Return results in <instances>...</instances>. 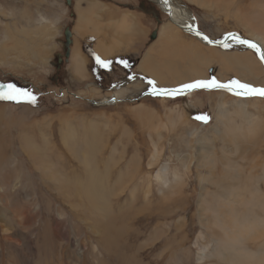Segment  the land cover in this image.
Returning a JSON list of instances; mask_svg holds the SVG:
<instances>
[{
  "label": "rangeland",
  "instance_id": "1",
  "mask_svg": "<svg viewBox=\"0 0 264 264\" xmlns=\"http://www.w3.org/2000/svg\"><path fill=\"white\" fill-rule=\"evenodd\" d=\"M90 1L100 3L101 24L128 11L149 24L143 40L130 39L128 74L101 70L102 45L81 39L79 7ZM173 2L212 40L264 38L255 16L264 0ZM78 42L88 78L71 70ZM198 42L152 0H0V83L38 98L0 102V264H264V245L253 257L220 250L222 261L215 243L220 205L227 217H264V98L150 94L148 80L176 88L212 76L264 88L253 51ZM200 113L208 124L193 118Z\"/></svg>",
  "mask_w": 264,
  "mask_h": 264
},
{
  "label": "snow or ice",
  "instance_id": "2",
  "mask_svg": "<svg viewBox=\"0 0 264 264\" xmlns=\"http://www.w3.org/2000/svg\"><path fill=\"white\" fill-rule=\"evenodd\" d=\"M169 0H163L167 5ZM189 32H194L201 40L208 44H215L219 47L228 50L233 44L242 46L246 49L252 50L261 63H264V45H259L256 42L243 38L237 33H229L224 39L215 41L208 36L201 33L197 27L189 24ZM95 62L100 68L109 69L112 61H105L99 56H95ZM124 67H128L126 61H119ZM135 79V77H131ZM147 83L151 86L150 94L152 96L165 97L175 99L185 94L197 91H224L237 98H264V88H257L248 83L241 82L238 79H231L227 82L219 81L215 76L210 79L195 80L189 83L181 84L176 88H160L156 86L154 80H148ZM37 96L28 88L17 86L15 83L7 82L0 83V102H11L17 105L27 104L35 106L37 104ZM196 121L202 124H208L211 117L207 113H200L193 117Z\"/></svg>",
  "mask_w": 264,
  "mask_h": 264
},
{
  "label": "crops",
  "instance_id": "3",
  "mask_svg": "<svg viewBox=\"0 0 264 264\" xmlns=\"http://www.w3.org/2000/svg\"><path fill=\"white\" fill-rule=\"evenodd\" d=\"M90 2L92 3H86L85 7H82L83 5H80L79 7L77 21L80 24L79 29H81L82 33L85 35H83L81 39H84L86 37V40H93L92 43L95 42V40H98L97 45L102 46L100 48H98L97 46L96 50L97 52L99 51V53L102 54L105 58L99 55L98 56L105 61H112L110 65L112 66L110 73L123 72L124 74H128L129 72H131L129 54L132 53L130 51H134L130 39L135 40L134 44L137 43L139 39H142L143 36L147 35L148 31L146 30V27L149 28V24L143 18L138 20V18L136 17L137 15L130 11L121 13L120 15H116L115 19H112L113 17L111 15V12L109 11L110 15H106L107 19L110 18V21H108L109 24H101L99 23V19L100 15L103 14V10L100 8V3L95 1ZM97 9L99 10L96 11ZM93 11H96V13L94 12L96 15V19L90 20ZM105 30H108L110 33L104 32ZM136 32L138 33L136 34ZM142 40L140 41L141 45ZM73 42L74 40H72V44ZM79 42L77 45H74L75 49H73V51L75 52V54L72 57L73 59H71V70L73 71V73L76 72V74L80 76V78H88L84 58L80 56L81 54L79 50ZM119 49L123 50L118 51ZM118 54H122L120 55L121 58L118 56ZM114 56L116 57L117 61L108 59L110 57L113 58ZM119 61H126L128 67H124V65L119 63ZM144 63L145 57L142 58L140 64H137V71L139 66Z\"/></svg>",
  "mask_w": 264,
  "mask_h": 264
},
{
  "label": "bare ground",
  "instance_id": "4",
  "mask_svg": "<svg viewBox=\"0 0 264 264\" xmlns=\"http://www.w3.org/2000/svg\"><path fill=\"white\" fill-rule=\"evenodd\" d=\"M158 2L160 3L159 5L162 7V9L165 10L163 12L168 14L169 22L172 23L174 26H176L178 29H180L184 34L193 35L195 37V39H197V41H199L200 43H203L205 45L213 46V47H219V46H217L215 44H208L207 42L201 40L200 37L195 35L194 32H189L188 31V27L187 26L189 24H191L194 27H196V25L193 22V20H194L193 17L189 14L190 12L188 13L184 8H182L179 5H177L176 3H174L173 0H169L167 5H165L163 3V0H158ZM257 10L258 11L256 12L255 16H256V19L258 20V22L256 23V26L259 28V32L262 31V33H263V31H264V20H263V18L264 17H262V15L264 16V7L263 6L259 7V9H257ZM257 31L258 30H256L255 32H257ZM152 35H153V33H152ZM155 35H156V33H155ZM226 36H224L222 39H224ZM70 38H71V36H70ZM155 38H156V36H155ZM258 38H260L261 41L260 40L256 41V43L259 44V45H264V38H263L262 34H261V36H258ZM176 41L177 40H175V42ZM198 43H196V44H198ZM180 44H183V42L180 41ZM233 45L234 46H238V45H235V44H233ZM193 47H195V46H193ZM239 47H242V46H239ZM200 51H201V49H200ZM226 55H228V54H226ZM230 59L231 58H229V61L228 60L227 61L231 62ZM257 59H258V57H257ZM232 61H234V62H231V64H233V65L239 62L238 59H234ZM258 61L262 65V67L264 68V63H261L259 59H258ZM143 65L144 64L141 65V69L144 68ZM193 66H194V64H193ZM204 76H205L204 73H201L200 78H204ZM159 82L165 84L164 80H159ZM168 84H170V83L168 82ZM184 96H189V93L185 94ZM114 97H116L115 94H114ZM111 100H113V99H111ZM250 132H252V131H250ZM262 167H264V166H262ZM262 173L264 174V169H263ZM261 177H262V175H261ZM154 180L157 182V184H158V186L160 188L158 192H161L163 187H165L167 185V176H166L165 173L159 172L156 175ZM99 184L100 183H98V182H92L88 186L89 187H98ZM219 213L223 214V216H224V219L220 223V226L222 227L220 231H221V236H223V238L220 239L219 242H215V243H216V246H217L216 247V253L218 254V256H220L221 260L224 261L225 258L220 255L221 254L220 250L222 252H225V253H228V254L237 253V254H241V255H247L249 257L255 256L257 254L255 252V251H257V248L262 246V245H264V217H262V218L254 217L253 218V215H251V217L248 218V219H238V218H236L234 216L227 217V216L224 215V211L222 210V206L221 205H220V208H219ZM245 240H247L248 242L251 243V245H252L251 249H248L245 246V244H244ZM219 244H220V249H219ZM255 244H257V245L255 246Z\"/></svg>",
  "mask_w": 264,
  "mask_h": 264
},
{
  "label": "water",
  "instance_id": "5",
  "mask_svg": "<svg viewBox=\"0 0 264 264\" xmlns=\"http://www.w3.org/2000/svg\"><path fill=\"white\" fill-rule=\"evenodd\" d=\"M152 1L155 2V3H157V4L159 5L158 0H152ZM66 2H67L68 4H70V0H66ZM159 8H160V10L163 12V10H162V8L160 7V5H159ZM168 17H169V16H168ZM64 35H65V47H66V49H67L66 55L68 56V55H69V46H70V44H71V40H70L71 31H70L69 29H66ZM227 35H228V34H227ZM155 36H156V35H155V33H154V34L151 36V38L154 39Z\"/></svg>",
  "mask_w": 264,
  "mask_h": 264
}]
</instances>
